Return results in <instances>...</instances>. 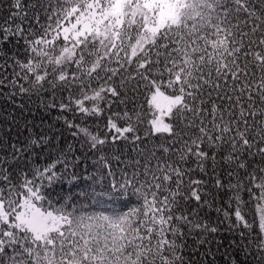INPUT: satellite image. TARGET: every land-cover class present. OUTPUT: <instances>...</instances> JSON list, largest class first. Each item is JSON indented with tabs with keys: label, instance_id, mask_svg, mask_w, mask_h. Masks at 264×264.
Here are the masks:
<instances>
[{
	"label": "snow or ice",
	"instance_id": "snow-or-ice-1",
	"mask_svg": "<svg viewBox=\"0 0 264 264\" xmlns=\"http://www.w3.org/2000/svg\"><path fill=\"white\" fill-rule=\"evenodd\" d=\"M0 94V264H264V0H0Z\"/></svg>",
	"mask_w": 264,
	"mask_h": 264
},
{
	"label": "trees",
	"instance_id": "trees-1",
	"mask_svg": "<svg viewBox=\"0 0 264 264\" xmlns=\"http://www.w3.org/2000/svg\"><path fill=\"white\" fill-rule=\"evenodd\" d=\"M11 71V69H9ZM123 108V105L120 106ZM115 110V109H114ZM12 111V103L10 100L6 99V97L2 94H0V127L7 128V124L4 123V114L5 112H11ZM15 115L17 117H20L21 113L19 110L15 112ZM44 112L42 110H36V105L32 104L28 106L27 111L23 112V119L26 120H33V117H35V120H33V123H36L37 125L39 124L40 118L44 116ZM56 115L55 112H52L47 119H51ZM21 124L23 125V121H21ZM59 127V125H57ZM39 130V129H37ZM196 178V177H193ZM78 190V189H74Z\"/></svg>",
	"mask_w": 264,
	"mask_h": 264
}]
</instances>
